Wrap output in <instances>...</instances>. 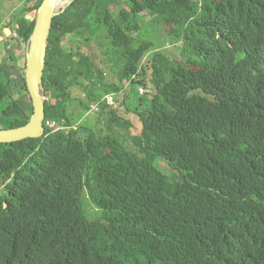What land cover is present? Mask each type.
<instances>
[{"label":"trees","instance_id":"1","mask_svg":"<svg viewBox=\"0 0 264 264\" xmlns=\"http://www.w3.org/2000/svg\"><path fill=\"white\" fill-rule=\"evenodd\" d=\"M42 2L6 24L0 130L33 115L18 54ZM44 88L45 137L0 144V264H264V0H76L54 19Z\"/></svg>","mask_w":264,"mask_h":264},{"label":"water","instance_id":"2","mask_svg":"<svg viewBox=\"0 0 264 264\" xmlns=\"http://www.w3.org/2000/svg\"><path fill=\"white\" fill-rule=\"evenodd\" d=\"M76 0H43L36 13L35 27L28 44L26 82L32 100L29 123L16 129L0 130V144H13L45 137L46 93L44 72L54 19L64 14Z\"/></svg>","mask_w":264,"mask_h":264},{"label":"rangeland","instance_id":"3","mask_svg":"<svg viewBox=\"0 0 264 264\" xmlns=\"http://www.w3.org/2000/svg\"><path fill=\"white\" fill-rule=\"evenodd\" d=\"M27 0H0V46L4 44L7 41L15 43V34L12 32L11 29L6 28L7 22L11 19L13 14L16 12L17 9H19L21 6L25 4ZM122 2H126L127 0H121ZM151 18L147 13L141 14V21L144 23V26L142 27V31L144 32V36L146 39L152 40L156 44V49L163 50L167 48L168 50L172 51L173 54L177 53V49L173 46L172 42L168 39V36L165 32L164 26H153L150 24ZM20 53L18 54L19 57V63L21 66H23L27 62V54H28V47L25 48L23 46L19 47ZM152 57V53L147 55L144 60H147ZM104 60L107 59L105 54H103ZM119 61L118 56L114 55L112 60H110L111 63H108L109 65H113L116 67V63ZM109 70V75L111 78H114V74L112 73L111 69ZM132 88L130 87L128 89V93H131ZM141 91V90H140ZM137 94V93H135ZM130 94L131 98L129 99L128 105L130 108L134 109V106L136 105V95ZM141 94V93H140ZM118 107V105H117ZM125 109V108H124ZM100 112V111H99ZM95 117V116H94ZM133 124V130L131 131L132 136H137L140 134V127L135 118L130 117V115L126 116ZM105 121L102 120L100 123L97 122L98 129L104 127ZM94 128H96L94 124ZM121 133V132H120ZM128 149L136 154L139 155V152L134 148V146L127 142ZM154 166L158 169V171L163 174L164 176L168 178H172L174 176H177L175 171H173L165 162H163L161 159H156L154 162ZM86 208L88 209L89 216L91 219H96L100 214H98V211L93 207L94 205L89 201V199L86 200Z\"/></svg>","mask_w":264,"mask_h":264},{"label":"built area","instance_id":"4","mask_svg":"<svg viewBox=\"0 0 264 264\" xmlns=\"http://www.w3.org/2000/svg\"><path fill=\"white\" fill-rule=\"evenodd\" d=\"M141 96L146 95V94H150V92L145 91L144 89H141L140 91ZM104 101L112 107H117V103H116V98L114 95H108L105 97ZM100 111V106L96 105L93 106L92 111L89 114H94L96 112ZM47 128L49 131H51V133H55V132H59L61 130H66L67 128L63 127L62 125H60L59 123L55 122V121H49L47 122ZM75 130L78 129V126L74 127Z\"/></svg>","mask_w":264,"mask_h":264}]
</instances>
